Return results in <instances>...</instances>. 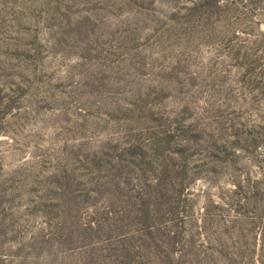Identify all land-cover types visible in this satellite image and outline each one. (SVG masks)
<instances>
[{
  "label": "rangeland",
  "instance_id": "374dc122",
  "mask_svg": "<svg viewBox=\"0 0 264 264\" xmlns=\"http://www.w3.org/2000/svg\"><path fill=\"white\" fill-rule=\"evenodd\" d=\"M0 264H264V0H0Z\"/></svg>",
  "mask_w": 264,
  "mask_h": 264
}]
</instances>
